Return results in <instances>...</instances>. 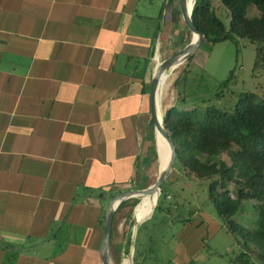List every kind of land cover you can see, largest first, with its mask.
<instances>
[{
	"label": "crops",
	"instance_id": "1",
	"mask_svg": "<svg viewBox=\"0 0 264 264\" xmlns=\"http://www.w3.org/2000/svg\"><path fill=\"white\" fill-rule=\"evenodd\" d=\"M187 34L178 0H0V264H104L109 203L154 150L157 62ZM211 220L182 219L157 264L200 262Z\"/></svg>",
	"mask_w": 264,
	"mask_h": 264
},
{
	"label": "trees",
	"instance_id": "2",
	"mask_svg": "<svg viewBox=\"0 0 264 264\" xmlns=\"http://www.w3.org/2000/svg\"><path fill=\"white\" fill-rule=\"evenodd\" d=\"M219 1V6H216L214 0H196L193 13L196 27L206 35L205 41L232 39L237 44L240 41L252 42L257 51L255 71L264 72V0ZM227 12L231 15L229 24L223 19ZM192 65L193 58L184 67L180 103L183 107L176 103L169 106L163 101L164 123L178 151L172 172L180 165L187 178L208 183L209 200L223 228L234 238L238 250L230 263L264 264V100L254 93L241 92L234 104L224 102L226 89L238 79L234 69L216 93L197 97L191 103L188 82ZM178 92L179 99L181 91ZM223 154L229 157L231 164L222 158ZM157 159L154 149L142 161L143 172ZM164 185L161 208L165 197ZM244 200L256 202L260 219L253 229L235 220ZM137 253L136 249L135 258Z\"/></svg>",
	"mask_w": 264,
	"mask_h": 264
},
{
	"label": "rangeland",
	"instance_id": "3",
	"mask_svg": "<svg viewBox=\"0 0 264 264\" xmlns=\"http://www.w3.org/2000/svg\"><path fill=\"white\" fill-rule=\"evenodd\" d=\"M214 2L216 6H219V0H214ZM226 15L227 17L223 19L226 24H229L231 15L228 12ZM192 38L193 34L188 30L187 40H179L174 48H183L187 42H191ZM256 57V46L249 41H240L239 44L232 39H225L217 42H203L193 57V71L191 79L188 82L189 101L192 103L197 97L203 98L216 93L219 86L229 77L234 69H236L238 79L237 82L232 83L229 88L226 89L227 92L224 97V102L227 101L234 104L238 100V95L241 92L254 93L258 95L260 99L264 100V72L255 71ZM161 61L162 60H160V62ZM185 63L176 69L164 84L163 100L166 101V104L169 106L175 103L180 105L181 103V98L183 97L181 85L184 80ZM177 82L180 83L178 84V88L176 87ZM178 90L181 91L179 99ZM180 106L183 107L182 105ZM185 108L189 109L190 107ZM153 148L157 151L156 138L153 142ZM222 158L227 163L231 164L226 154H223ZM159 170L160 161L158 158L157 160H153L149 168H147L142 175L139 174L135 182L126 187L122 192L142 190L144 187L148 188L155 184L159 175ZM172 173V176L169 177L167 183L164 185L165 197L162 208L164 207L165 210H163L164 208L162 209L160 205V208L152 218V222L143 228L142 235H144L145 230H151L149 232L150 238L149 241L144 244L142 238L140 239L137 245L138 253L137 258H135L136 264H157V256H166L165 260H171L175 240L170 243V237L167 236V233H171V235L176 233L178 237L180 234L179 231L184 224L182 219H190L192 215L195 214L198 218H205L207 220L212 219L211 222L213 223L214 219L217 222L220 221L209 200L208 183L187 178L180 165H177ZM232 189L236 196L235 185H233ZM128 200L129 202L126 203V205L118 208L117 219L125 222L126 250L123 257L119 254L113 255V257H115V264H123V259L126 258L129 253L133 225L136 219L135 209L141 203V197ZM131 211H133V214ZM168 211H171L172 216L166 218L164 214H166V212L168 213ZM131 215L133 216L132 218H130ZM259 219L256 202L247 200L242 201L240 212L235 217V220L240 225L253 229L254 226H258ZM172 220L176 226L175 228L169 226V222ZM163 221H168L166 226L163 225ZM209 222L210 221H208V223ZM213 223L211 224L213 225ZM211 224L209 230L206 231L207 228L201 230V232L205 233L203 241L205 245L203 251L204 258H201L202 260L200 259V262L196 264H229L230 260L238 251L234 244V238L225 228L223 229V226H221V228L216 226L218 228L216 229ZM159 231L164 232L165 239L157 242V232ZM146 246L147 248H145ZM141 247L147 249L145 253H142L145 250H142ZM157 248L161 249L162 254H157ZM141 256L144 258V260L142 259L143 261L140 259ZM165 260H159L158 264H166Z\"/></svg>",
	"mask_w": 264,
	"mask_h": 264
},
{
	"label": "water",
	"instance_id": "4",
	"mask_svg": "<svg viewBox=\"0 0 264 264\" xmlns=\"http://www.w3.org/2000/svg\"><path fill=\"white\" fill-rule=\"evenodd\" d=\"M190 5L189 0H178L179 8L182 14V17L185 21V24L188 30L193 34V38L190 43L184 46L182 49L172 53L168 58L162 60L156 65L154 74L151 80L150 87V106L153 123L155 125L156 138L158 133L162 134L163 137L167 140L171 154L168 162L165 165H162V160L160 157L159 149L157 147V154L160 161V170L157 181L155 184L149 186L146 189L142 190H129L124 191L116 195L109 203L108 209L105 216V239L102 249V258L104 264H111V244H112V233H113V223L115 219L116 212L122 203L128 199L137 198L141 196H147L154 193V191H159V198L153 206L151 213L144 219H139L136 217L135 209V222L133 225L129 253L124 261H129L130 264H136L135 254L137 248V240L139 236L140 228L143 224L148 222L153 218L160 206V199L163 194V185L168 181L174 164L176 162L178 151L175 145L174 140L170 136L164 121V111L162 107L163 102V93H164V84L165 81L163 78L165 76H171L172 73L183 65L186 61L193 58L200 46L206 39V35L202 33L195 25L193 20L194 7L196 0H191Z\"/></svg>",
	"mask_w": 264,
	"mask_h": 264
},
{
	"label": "bare ground",
	"instance_id": "5",
	"mask_svg": "<svg viewBox=\"0 0 264 264\" xmlns=\"http://www.w3.org/2000/svg\"><path fill=\"white\" fill-rule=\"evenodd\" d=\"M189 2L191 5L192 1L189 0ZM169 78H170L169 76H165L163 80L166 82ZM157 147L159 149L162 165H165L170 158L171 150L167 140L160 133H158L157 136ZM158 198H159L158 190L154 191V193L151 195L141 196V203L137 206L136 209V217L141 220L146 218L151 213V210L153 209V206L158 200ZM126 264H130V262L126 260Z\"/></svg>",
	"mask_w": 264,
	"mask_h": 264
},
{
	"label": "built area",
	"instance_id": "6",
	"mask_svg": "<svg viewBox=\"0 0 264 264\" xmlns=\"http://www.w3.org/2000/svg\"><path fill=\"white\" fill-rule=\"evenodd\" d=\"M229 264H238L237 262H231V263H229Z\"/></svg>",
	"mask_w": 264,
	"mask_h": 264
}]
</instances>
